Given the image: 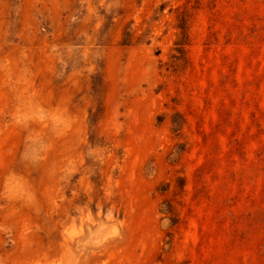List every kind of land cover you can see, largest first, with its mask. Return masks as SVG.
Listing matches in <instances>:
<instances>
[{"label": "rangeland", "instance_id": "374dc122", "mask_svg": "<svg viewBox=\"0 0 264 264\" xmlns=\"http://www.w3.org/2000/svg\"><path fill=\"white\" fill-rule=\"evenodd\" d=\"M0 264H264V0H0Z\"/></svg>", "mask_w": 264, "mask_h": 264}]
</instances>
